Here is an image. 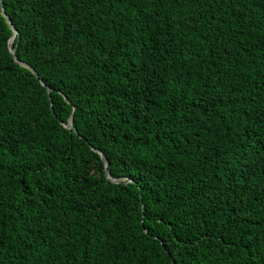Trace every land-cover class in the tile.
<instances>
[{
    "label": "trees",
    "instance_id": "trees-1",
    "mask_svg": "<svg viewBox=\"0 0 264 264\" xmlns=\"http://www.w3.org/2000/svg\"><path fill=\"white\" fill-rule=\"evenodd\" d=\"M3 7L0 264H264V0Z\"/></svg>",
    "mask_w": 264,
    "mask_h": 264
},
{
    "label": "water",
    "instance_id": "water-1",
    "mask_svg": "<svg viewBox=\"0 0 264 264\" xmlns=\"http://www.w3.org/2000/svg\"><path fill=\"white\" fill-rule=\"evenodd\" d=\"M0 2H1V5H2V11H3V14L6 16L8 22L12 25L13 32H14V37H15L16 35H18V31H17L16 27L11 23L10 17L5 13V9H4V7H3V0H0ZM14 37L12 38V42H13V40H14ZM11 52H12V54H14V53H15V50L12 49ZM16 61H18L21 65H23V66L27 67L28 69H30L34 74H36V75L39 77L38 73H37V72L34 70V68H32L30 65H28L27 63H24V62L19 61L17 58H16ZM41 83H42V85L46 86V83H45L42 79H41ZM48 91L50 92V90H48ZM65 127L68 128V129H74V127H73V123H72V120H71L69 123H67V124L65 125ZM93 150L96 151V152H98V153L101 155L102 160L104 161L105 166H106V173H107L108 177H109L112 181H114V182H118V181H119L118 178H111V177L109 176L108 162H107L106 156H105L101 151H99L98 149H96V148H94V147H93Z\"/></svg>",
    "mask_w": 264,
    "mask_h": 264
}]
</instances>
